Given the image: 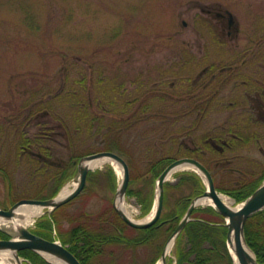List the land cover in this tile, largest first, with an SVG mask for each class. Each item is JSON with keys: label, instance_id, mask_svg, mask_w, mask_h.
Segmentation results:
<instances>
[{"label": "rangeland", "instance_id": "374dc122", "mask_svg": "<svg viewBox=\"0 0 264 264\" xmlns=\"http://www.w3.org/2000/svg\"><path fill=\"white\" fill-rule=\"evenodd\" d=\"M208 7L233 13L237 37L220 40L219 25L214 32L207 28L222 24L203 11ZM254 24L264 25V0H0V207L43 199L60 163L104 146L107 125L116 117L134 124L121 139L133 176L159 158L188 155L213 167L225 188L259 176L264 124L253 126L255 136L245 131V120L243 131L236 128L239 116L250 115V99L242 94L249 82L230 72L249 74L251 61L239 59L253 52V33L264 36ZM257 52L264 53V45ZM223 65L230 69L219 71ZM211 137L217 138L206 141ZM109 164L91 171H106ZM75 174L65 183L77 180ZM100 181L101 187L87 181L58 211L62 228L111 212L113 192L103 176ZM126 200L135 218H146L133 212L135 197ZM161 241L138 246L140 260L151 263ZM175 250L168 264H176ZM121 253L118 264H130L134 252ZM24 258L34 264L35 258Z\"/></svg>", "mask_w": 264, "mask_h": 264}, {"label": "trees", "instance_id": "16d2710c", "mask_svg": "<svg viewBox=\"0 0 264 264\" xmlns=\"http://www.w3.org/2000/svg\"><path fill=\"white\" fill-rule=\"evenodd\" d=\"M85 106L84 110H87L88 115L93 114L89 109L92 108V102H88ZM87 113L84 112L85 115ZM91 117L97 118L94 115ZM118 122L120 123V120ZM75 127L77 129L78 126ZM120 137V131H118L117 135L107 141V146L96 149H85L80 154L72 156L66 164L60 163L61 170L55 173L53 183L49 188L45 187L48 190L45 197L56 195L66 180L76 173L77 162L82 156L103 149L121 150ZM163 163L161 161L160 164ZM164 166L155 167L156 169H153L152 176L145 178L144 181L152 184L154 179L162 172ZM179 175L180 179L176 184H172L171 182L166 183L163 214L150 227L137 229L129 226L119 216L114 206H111V212L105 214L106 217L101 220L88 221V219L87 224L84 223L86 221L77 220L68 229H64L58 218V211L63 206L68 205L70 201L54 210L50 214V217L47 214L45 215L46 219L43 220L41 218L37 224L39 226L35 231L44 237L52 238L55 228L62 242L70 244V250L83 264H118V262H121L119 260L121 258L123 260L125 257V254L121 252L128 253L131 250L134 254L130 257V264H146L144 259L143 261L140 260L138 254L135 252L138 246L151 245L158 240L161 241V239L166 243L188 210L191 200L202 194L206 189L203 179L196 172L184 171ZM102 176L105 178L104 184H106L107 180L109 188L113 192V197L110 198L113 202L116 192V176L110 164L106 171L101 169L90 171L87 181L91 185L101 187L102 182L100 179ZM263 179L264 172L257 178L239 187L225 188L219 185L217 187L230 194L237 202H240L246 199L261 184ZM178 193L179 195H177ZM127 194L137 196L138 200L143 203L145 213L150 211L152 207L151 192H147L144 187L135 188L132 182H130ZM192 216L194 219L185 225L176 239L175 252L177 264H233V259L227 246L228 229L224 225L225 220L222 215L212 206H200L193 210ZM245 236L248 245L255 252L258 261L264 263V209L248 218L245 225ZM0 237L8 238L9 235L0 230ZM165 243H162L160 246H153L157 249V253L149 264H153L161 255ZM84 248H87L89 252L86 253ZM20 254L35 258L34 264H50L39 253L33 250L25 249Z\"/></svg>", "mask_w": 264, "mask_h": 264}, {"label": "water", "instance_id": "95a60500", "mask_svg": "<svg viewBox=\"0 0 264 264\" xmlns=\"http://www.w3.org/2000/svg\"><path fill=\"white\" fill-rule=\"evenodd\" d=\"M229 13H230V21L232 22L234 20V17L231 12ZM98 157H109L121 164L123 169V176L119 184L118 190L116 192L114 206L118 211V213L128 224L137 228L148 227L153 223H155L160 217L163 208V200H164V183L168 179V176L170 175L171 171L182 164H188L195 167L197 171L201 173L202 176L205 178L208 188L204 194L198 196L193 200L185 217L180 222L179 226L175 230L171 239L174 238L175 240L178 233L190 220L192 211L198 204L197 202L198 199L202 197H211L214 201L215 208L226 219V226L228 227V233H227L228 246L230 251H231L230 248L231 244L234 246L238 262L240 264H264L258 261L256 254L248 245L245 236V225L248 218L254 213L264 209V182L245 201L242 202L241 206L238 209L230 207L219 197L218 190L215 187L214 179L210 171L201 162H199L194 158L178 159L173 163H171L170 165H168L166 169L160 174L157 181V195H156L157 199H156L154 214L150 220L145 222L134 221L133 219L128 217L123 212V210L120 209L116 204V199L118 196L125 197L126 195L128 183L130 180V170L126 160L119 154L112 151H99L82 157L78 163V170L80 174L79 183L77 187L68 195L60 199H57V196L59 194L56 197L48 198V199H22L16 202L9 209L0 208V217H4V218L14 217L16 215V208L19 207L20 205L27 203L40 204L45 207L48 206L51 207L49 211H52L55 208L70 201L82 191V189L86 184L87 175L90 170V167L84 164V162L91 161ZM0 229L4 230L7 234L10 235V238L0 239V250L9 249L11 251H14L16 253V257L21 261L22 264L23 261L21 260L22 258L19 252L24 249H30L40 253L51 264H57V262L55 263L54 261L47 259L44 253L50 254L54 259L58 260L61 263L82 264L80 260L74 255V253H72L68 247L63 245L58 240L55 239L51 240L42 237L27 227H20L16 233H13L4 228H0ZM244 244L253 252V255L250 254V252L246 249V246ZM232 256L234 257L233 254ZM162 260L166 263L165 250L162 254Z\"/></svg>", "mask_w": 264, "mask_h": 264}, {"label": "flooded vegetation", "instance_id": "af4514ba", "mask_svg": "<svg viewBox=\"0 0 264 264\" xmlns=\"http://www.w3.org/2000/svg\"><path fill=\"white\" fill-rule=\"evenodd\" d=\"M218 9V10H216ZM227 9H223L222 7L220 8H215V7H208V8H204L203 11H205L206 13L210 14V15H215L217 17V19H219V21H221L222 24H210L207 26V28H209L210 31L214 32L218 29V25L221 27V31H220V40H222V37L225 36V34L227 36H231L232 34H234V36L237 37L238 33L240 32L239 29V24H235V18L234 20L231 22L230 21V15L229 13L226 11ZM260 24H254V32L258 31L260 32L261 30H264V25H260ZM209 31V32H210ZM255 37H253V52L250 53H245V54H241L240 55V59L239 60H247L249 59L251 61L250 63V69H249V74L248 75H244L243 74V69H230L227 67H230V65L226 66L223 65L222 68L219 69V71H223L225 69V71L230 69V72H234L235 74H237L236 76L239 78L240 76H244L247 77V79H242L241 81L244 82L246 84V82H249L248 85V89H244L242 94L243 96L249 98V103H250V107H251V111H250V115L249 117H242L239 116L238 118V122H235V126L237 129H239L240 131H243L240 127L241 121L245 120L246 121V129L245 131L248 132L251 136H255L256 134H258L257 129H253V126L257 125V124H264V53H258L257 49L260 48L261 45H264V36L263 37H258L255 33H253ZM216 39V38H214ZM217 40V39H216ZM219 41V39H218ZM220 43V41H219ZM241 57H243L241 59ZM206 70V69H205ZM225 80V78H223V81ZM141 99H144L141 98ZM144 101V100H143ZM246 102V100H244ZM143 103V102H142ZM127 105V104H126ZM147 106V104H146ZM145 106V107H146ZM138 108L134 109L133 112L130 114V117L135 119V115H136V110ZM115 118V117H114ZM118 120H120V123L118 122ZM247 124L249 125V127L247 126ZM131 125H134L132 122L128 123V119L126 120V123L122 122L120 118L116 117V120L113 121V118L111 119V122L107 125L106 131H105V137H104V142H105V146H107V141L111 140V138L115 135L118 134V131H120V145H121V150L115 149H103L105 151H112L115 152L117 154H119L120 156H122L126 162L128 163L129 166V170H130V182H132L133 187L135 188H140V187H144L146 189L147 192H151L152 193V199H151V203L153 205L154 200H155V196H156V185H157V179L159 176H157L152 184H148L144 181L145 178H149L152 176L154 171L153 169H156L155 167H159L161 165H165L162 169V172L166 169V167L168 165H170L171 163H173L174 161L181 159V158H194L196 160H198L199 162H201L211 173L214 182L216 185L221 186L218 183L216 174H215V170L213 169V167H211L209 164L205 163L203 160H201L199 157H194L193 155H188V156H184L181 158H173V157H163V158H159L157 160H155L154 162H151L149 164L148 169L145 172H141V173H137L133 176V174H131V166L133 165V162L131 159H127L126 156L128 154L126 148L124 147V145L121 142L122 139V135L125 134L126 131L129 130V128H131ZM219 130V128L217 129ZM234 137L237 138H241V136H239V134L234 133ZM217 137H211L209 138V140L207 139L206 141H214ZM161 161H163V164H160ZM220 163V161H215V166L218 167V164ZM179 167V166H178ZM177 168V167H176ZM184 171H192L191 167L188 166V168H180V169H176L172 175H174L175 180H170V178H168L165 183H164V199H165V185L167 182H171L172 184H176L179 179H180V173L184 172ZM160 172V174L162 173ZM264 172V169H263ZM262 172V173H263ZM261 173V174H262ZM159 174V175H160ZM260 174V175H261ZM259 175V176H260ZM258 176H254L250 179H248L247 181L243 182L242 184L257 178ZM136 179V181H135ZM242 184L238 185V186H234V187H239ZM179 195V193L177 194ZM134 196V195H133ZM127 197H129V195L127 194ZM137 204H139V208H140V216L146 217L147 213L144 212V207H143V203L140 202L137 198V196H134ZM194 199V198H193ZM192 199V200H193ZM191 200V201H192ZM191 203V202H190ZM10 207V206H8ZM8 207H4V208H8ZM163 209H164V205L162 208V212L160 214V217L158 218V220L161 218L162 214H163ZM110 217V216H109ZM105 218V217H104ZM89 219V220H88ZM98 221L99 219H94V218H90L89 216H87L86 222H84L85 224L88 223V221ZM54 233V232H53ZM52 233V236H53ZM84 243V242H82ZM69 247L70 244L68 243ZM141 247H145L144 245H142ZM82 250V247H81ZM84 251L87 253L89 252L87 248H84ZM77 257V256H76ZM78 258V257H77ZM79 259V258H78ZM80 260V259H79ZM81 262V260H80ZM82 263V262H81ZM83 264V263H82Z\"/></svg>", "mask_w": 264, "mask_h": 264}, {"label": "bare ground", "instance_id": "6f19581e", "mask_svg": "<svg viewBox=\"0 0 264 264\" xmlns=\"http://www.w3.org/2000/svg\"><path fill=\"white\" fill-rule=\"evenodd\" d=\"M108 162L113 163L114 168L118 172L119 177L122 178V176H123L122 166L119 162L113 160L112 158L98 157V158H95L91 161L84 162V164H86L90 168H97V167H100V166H102ZM188 166H189L188 164H182L179 167L173 169L170 173V177L172 176V173L176 169L188 168ZM77 185H78V180L68 182L63 187L60 194L57 196V199H60L64 196L68 195L69 193H71L77 187ZM219 197L230 207L238 209L241 206V203L234 204L233 199L227 195H224L223 193L219 192ZM197 202H198V204H206V205H210L213 207L215 206L214 201L211 197H202V198L198 199ZM116 204L120 209L123 210V212L128 217H130L133 220H136V219H134V217L130 211L129 207L131 206V204L127 202L126 197L118 196L116 199ZM50 208L51 207H48V206L45 207V206L40 205V204L27 203V204L20 205L19 207L16 208V215L14 217H12V218L0 217V227L7 229L13 233H16L20 227H28L31 224H33L37 216L41 215L42 213H44L45 210L50 209ZM153 214H154V211L148 217H146L145 220L146 221L150 220L152 218ZM173 246H174V239H171L167 243L166 248H165L166 258L171 253ZM230 248H231L232 254L234 255V258H235V264H240L237 260V255H236L234 246L232 244H231ZM246 249L250 252L251 255H253V252L247 246H246ZM44 255L46 256L47 259L54 261L55 263L57 262V264H65V263H61L58 260L54 259L50 254L44 253ZM0 264H22V263L16 257V253L14 251H11L9 249H6V250L2 249V250H0ZM156 264H168V263H167V261L165 263L161 258L157 261Z\"/></svg>", "mask_w": 264, "mask_h": 264}]
</instances>
